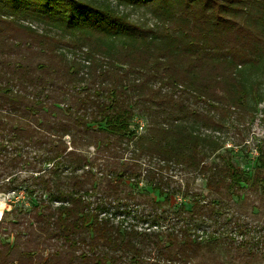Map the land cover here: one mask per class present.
I'll return each mask as SVG.
<instances>
[{"label":"trees","instance_id":"16d2710c","mask_svg":"<svg viewBox=\"0 0 264 264\" xmlns=\"http://www.w3.org/2000/svg\"><path fill=\"white\" fill-rule=\"evenodd\" d=\"M262 65L264 0H0V193L37 202L3 213L23 222L0 264H263L264 154L248 176L199 131L247 112ZM126 182L190 207L151 200L149 228L116 223L141 203Z\"/></svg>","mask_w":264,"mask_h":264},{"label":"rangeland","instance_id":"374dc122","mask_svg":"<svg viewBox=\"0 0 264 264\" xmlns=\"http://www.w3.org/2000/svg\"><path fill=\"white\" fill-rule=\"evenodd\" d=\"M126 12L131 16L133 15L142 24L151 25L153 23L150 14L146 13L143 9L129 7L126 9ZM249 72L250 70L247 71V75L252 86V91L247 112H244L243 115L234 113L226 117L219 132L204 129L200 125L199 131L210 135L213 134L221 142V148L210 156V161L223 164L227 160H231L238 168L244 170L248 176H251L258 165L260 154H264V100L259 103L256 96L258 93L264 94V65L260 67L259 73L252 74ZM193 106L197 105L194 104ZM197 107L201 108L202 106L198 105ZM132 130L138 134H144L147 130V120L141 117L136 118L132 123ZM93 153L94 149L90 151L89 155L92 156ZM163 175L172 186L184 185L187 179L177 168L166 170L163 172ZM191 185L195 189L205 191V182L200 178H193ZM122 190L124 193H131L141 203H136L131 207V212H128L129 209L124 208L117 210L113 216L111 215L112 219L116 223H123L124 226L134 225L139 231L149 228L150 222L147 221V216L152 212L153 207L147 205L148 203L150 204L151 200L162 203L161 208H158L160 211L175 210L182 203L190 207L187 201L181 197L166 199L165 196H160L158 192L152 191L151 188L146 187L142 183L136 185L126 182ZM0 202L6 205L4 212L17 210L20 215L26 214L37 203L35 199L27 196L23 190L8 194L0 193ZM256 212L257 209H248L250 220L262 219V215H255ZM16 215L9 213L2 222V218L0 219V237L3 240L12 242V235L14 234L13 224L23 222L22 217L17 218ZM262 262L264 264V259Z\"/></svg>","mask_w":264,"mask_h":264},{"label":"bare ground","instance_id":"6f19581e","mask_svg":"<svg viewBox=\"0 0 264 264\" xmlns=\"http://www.w3.org/2000/svg\"><path fill=\"white\" fill-rule=\"evenodd\" d=\"M6 209V205L3 202H0V219L3 216L4 210Z\"/></svg>","mask_w":264,"mask_h":264}]
</instances>
